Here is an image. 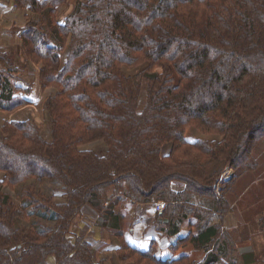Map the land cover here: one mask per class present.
I'll return each instance as SVG.
<instances>
[{
    "label": "trees",
    "instance_id": "obj_1",
    "mask_svg": "<svg viewBox=\"0 0 264 264\" xmlns=\"http://www.w3.org/2000/svg\"><path fill=\"white\" fill-rule=\"evenodd\" d=\"M15 3L38 15L24 49L54 89V139L31 120L1 128L0 186L21 185V201L0 193V264H105L71 228L85 204L105 224L106 199L120 196L164 200L158 217L171 231L195 217V244L211 245L231 209L217 189L224 171L234 169L233 184L264 176V0H75L68 12L69 0ZM12 77L0 81L6 110L23 102ZM191 127L221 137L189 139ZM97 140L100 153L88 147ZM53 184L66 203L53 202ZM223 235L201 264L234 257L235 235ZM119 255L174 263L127 242Z\"/></svg>",
    "mask_w": 264,
    "mask_h": 264
},
{
    "label": "crops",
    "instance_id": "obj_2",
    "mask_svg": "<svg viewBox=\"0 0 264 264\" xmlns=\"http://www.w3.org/2000/svg\"><path fill=\"white\" fill-rule=\"evenodd\" d=\"M18 12L23 13L22 19L15 18ZM30 17L37 19L38 15L27 7L18 6L15 0H0V81L4 82L6 75H12L16 94L23 100L13 110H6L1 108L5 101L0 99V126L9 121L33 120L38 117V109L43 112L42 107L45 112L46 100L43 103L40 94L47 90L40 84V68L28 58L24 49V34L29 27ZM19 54L24 64L18 63ZM3 86L0 85V91ZM37 92H40L39 95ZM25 105H32L37 116L10 117L19 113ZM232 173L233 169L227 168L217 185V189L221 188L230 202L231 209L221 219L220 233L211 245L200 247L195 244L193 239L199 235L198 220L195 217H187L177 231H171L169 218L163 222L159 219L160 212L155 202L135 201L119 195L114 202L105 201L104 207L109 208L108 212H104L108 220L102 219L105 224L100 227L92 224L87 230L91 234L85 238L92 246V253L97 259L95 261L104 260L105 264H114L112 258L117 256L123 243L127 242L143 250L152 248L158 258L169 259L173 264H201L215 251L217 241L224 238L223 234L230 232L235 235L237 250L234 257L222 255V264H256L264 254V228L260 227L264 219V176H252L249 180H239L233 184L230 181ZM174 188L183 187L174 183ZM102 230L106 238L101 237ZM82 231L81 226H75L72 239L78 234L81 236Z\"/></svg>",
    "mask_w": 264,
    "mask_h": 264
},
{
    "label": "rangeland",
    "instance_id": "obj_3",
    "mask_svg": "<svg viewBox=\"0 0 264 264\" xmlns=\"http://www.w3.org/2000/svg\"><path fill=\"white\" fill-rule=\"evenodd\" d=\"M74 1L75 0H69L68 6H67V4H64L61 7L63 12L70 11V7H71L70 4L72 5L74 3ZM23 16L24 15H23L22 12H18V14L15 16V18L19 17V18L22 19ZM33 20L36 21L35 18L30 17L29 24L33 23L32 22ZM18 63L19 64L20 63L24 64V60L21 59L20 54L18 55ZM35 63L39 66L40 69L43 66L42 65V61L35 62ZM46 90H47V92H42V95L40 94L41 101L43 103H44V100L47 101V99L49 98L50 94H52L53 91H54L52 86L46 87ZM39 93L40 92H37L38 95H39ZM46 101H45V103H46ZM44 106H46V105H44ZM42 110H43V112L41 113V112H39V109H38V117L33 118V120H31V121H33L34 124L40 130L42 138L46 142L51 143L53 141V139H54L53 138V132H52V121H51L49 112L46 109H45V112H44V108L43 107H42ZM14 114L11 115L10 117H12V116L13 117H23L25 115L30 117V115L31 116L32 115L33 116L36 115L34 110H33V106L32 105H25V108L21 109L19 113H14ZM2 115H3V113H1V116ZM4 116H5V114H4ZM1 128H2V126H0V136L2 134ZM188 137H189V139L190 138L192 139V138H195V137H200V138H205V139H209V138H217L218 139L221 136L214 135V134H204L201 131H199L197 128L191 127L188 130ZM84 147H85V145H83L81 148H84ZM88 147H90V148L94 147L95 151L100 153V149L106 147V144L103 143V140H97V141H94L93 143L89 144ZM261 152H262V155L264 156V145H263V147L261 149ZM231 169H233V168H231ZM234 173H235V171L233 169V173L231 174L232 177H233ZM4 174H5L4 171H0V180L4 176ZM50 184L51 183H47L46 181H44L43 183H39L38 184V189H40L41 187L43 189H47L46 187H48V185H50ZM20 189H21V185H18L17 187H11V186H8V185H2V186H0V193H2V194L9 193V194L14 196V199L16 201L19 202V201H21L20 200L21 199ZM17 191H18L19 194L17 193ZM118 198L119 197H117L116 199H118ZM109 200H111V199L110 198L106 199V201H109ZM159 201H163V200L160 199V200H156V201H153V202H155V205H156V203H158ZM53 202L56 203V204H58V203H66L67 202V194L64 193L63 191H61V189L56 188V186L54 184H53ZM104 205H105V203H104ZM100 216H102V211H100L98 207H95L92 204H85L82 207V209H81L80 213L78 214V216L76 217V219L74 220V224L72 225V228H71L72 233H73V230H74L75 226H79V227L81 226V228H83V231H82V235L81 236H80V234H78L79 235L78 239L81 238L82 241H87L85 237H87V236H89L91 234L90 232L87 231L88 228L90 227V225L97 224L99 227H100V225H102V224L99 223L100 220H101ZM49 224H51V223H49ZM85 234H87V235L85 236ZM101 237L106 238L105 231H103L101 233ZM91 251H92V246H91ZM95 254H96V251H95ZM116 254H117V256H116L117 258L116 257L112 258L113 261H114V264H130L128 262L122 261L118 252ZM93 257H94V260H97L95 258V256H94V254H93ZM117 259H118V261H117ZM119 260L121 262H119ZM50 264H59V261L57 260V257L53 256L52 258H50Z\"/></svg>",
    "mask_w": 264,
    "mask_h": 264
},
{
    "label": "built area",
    "instance_id": "obj_4",
    "mask_svg": "<svg viewBox=\"0 0 264 264\" xmlns=\"http://www.w3.org/2000/svg\"><path fill=\"white\" fill-rule=\"evenodd\" d=\"M165 207H166L165 201H159L158 203H156V209L159 212H162Z\"/></svg>",
    "mask_w": 264,
    "mask_h": 264
}]
</instances>
